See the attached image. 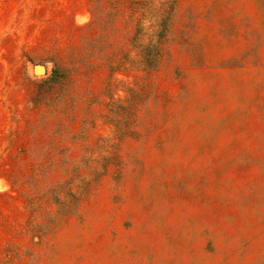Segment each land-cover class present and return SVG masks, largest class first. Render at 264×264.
Masks as SVG:
<instances>
[{"label": "rangeland", "instance_id": "374dc122", "mask_svg": "<svg viewBox=\"0 0 264 264\" xmlns=\"http://www.w3.org/2000/svg\"><path fill=\"white\" fill-rule=\"evenodd\" d=\"M0 264H264V0H0Z\"/></svg>", "mask_w": 264, "mask_h": 264}, {"label": "water", "instance_id": "95a60500", "mask_svg": "<svg viewBox=\"0 0 264 264\" xmlns=\"http://www.w3.org/2000/svg\"><path fill=\"white\" fill-rule=\"evenodd\" d=\"M43 67L42 66H36L35 67V72L36 73H44V71H40V69H42Z\"/></svg>", "mask_w": 264, "mask_h": 264}, {"label": "bare ground", "instance_id": "6f19581e", "mask_svg": "<svg viewBox=\"0 0 264 264\" xmlns=\"http://www.w3.org/2000/svg\"><path fill=\"white\" fill-rule=\"evenodd\" d=\"M40 71H43V68H42V69H40Z\"/></svg>", "mask_w": 264, "mask_h": 264}, {"label": "crops", "instance_id": "0c3cea01", "mask_svg": "<svg viewBox=\"0 0 264 264\" xmlns=\"http://www.w3.org/2000/svg\"><path fill=\"white\" fill-rule=\"evenodd\" d=\"M44 70V69H43Z\"/></svg>", "mask_w": 264, "mask_h": 264}]
</instances>
